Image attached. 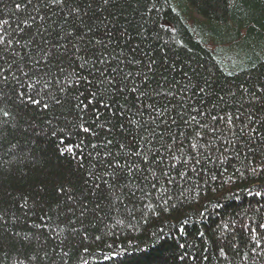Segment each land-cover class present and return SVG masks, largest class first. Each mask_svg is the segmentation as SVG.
Returning <instances> with one entry per match:
<instances>
[{
	"label": "trees",
	"instance_id": "trees-1",
	"mask_svg": "<svg viewBox=\"0 0 264 264\" xmlns=\"http://www.w3.org/2000/svg\"><path fill=\"white\" fill-rule=\"evenodd\" d=\"M53 44L79 48L59 66L94 84L84 59L147 72L136 81L145 95H129L124 130L108 132L116 109L86 82L70 79L64 106L46 111L17 100L9 74L0 264H264V0H0V48L13 72ZM77 96L93 101L80 113L89 133L72 126ZM113 157L124 166L115 194L90 196L88 172Z\"/></svg>",
	"mask_w": 264,
	"mask_h": 264
},
{
	"label": "snow or ice",
	"instance_id": "snow-or-ice-1",
	"mask_svg": "<svg viewBox=\"0 0 264 264\" xmlns=\"http://www.w3.org/2000/svg\"><path fill=\"white\" fill-rule=\"evenodd\" d=\"M103 2L106 5L108 4L109 0H103ZM51 3L64 4L65 0H51ZM15 7L19 8L20 4H16ZM74 11L75 14L79 15L78 10ZM71 14L72 13H70V15ZM96 43L103 44V41H96ZM60 47L61 46L53 44L49 48L38 49L37 54L30 58L31 64L27 65V70H25L24 67L17 66L15 72H13L15 60L13 59L12 63H8V61L5 60L2 55L3 49L0 48V100L6 99L9 95V91L6 87L10 79L9 74H11V79L16 85V87L11 91L15 94L17 100H20L21 103H24V98L27 96L28 102L34 105H40L42 109L46 111L64 106L66 103L67 91L69 89L68 82L70 79L74 84H79L80 82L84 81L87 83L90 89H96L90 92V95L93 98L97 96L98 92L100 93V98L97 103H103L105 109H116V111L112 112L111 116L105 120V124L111 125L107 128V131L112 132L116 128H119L121 131H123L125 125L121 118L124 117L126 113L131 112V108L126 107L128 104V97L131 95L135 100H139L140 96L145 95V93L141 91L140 85H138L136 81L138 77H141V83H143L147 79L148 73H141L140 71H137L135 74H133L132 72H125L124 69L120 68L119 66L112 67L109 71V65H107L106 59L103 57L98 58L95 63H91V66H89L90 61L84 59V62L79 65V68L81 71H83L85 68H88V75L99 80L98 84H94L93 80H89L86 76L81 75V72H69L64 67L59 66V60L65 58L69 52L75 56L81 51L75 46H73V49L70 50L65 45L62 46L64 51L61 53L59 51ZM77 58L79 59L81 57ZM5 63H8L7 68L4 67ZM54 63L57 66L58 75L52 74L51 72V67ZM128 63L131 64L133 61H129ZM96 64L105 65V67H96ZM148 68L149 71H151V64L148 66ZM105 96L109 97L110 102H104ZM37 97H39V99ZM117 97H123L125 101L124 104H120ZM92 104V100H89L87 103H85L80 99L79 96L75 97L72 102V109H70V112L72 110H76L77 113L75 121L72 122V126L79 129L83 133L91 132L92 128L91 126H84L82 121H84L85 117L80 113H83ZM25 107H27V104H25ZM0 111H3V115L6 117L10 115V113L6 110L0 109ZM142 111L143 108H140L135 114H142ZM93 115L95 116V120L92 122L94 124L100 119V116L96 113H93ZM57 119L58 118L53 115L45 121L44 126L50 128L53 124V121ZM127 122L137 123L136 121L132 120L131 115L127 117ZM65 127L67 128V125ZM101 127H104V125H101ZM32 130L34 133L37 132L36 127H33ZM40 131H43V129H40ZM52 134L57 135V130L52 129ZM61 143H63V141H61ZM107 143L111 144L112 141L108 140ZM76 147L80 148L81 152H83L81 145H76ZM84 147H87V145H84ZM91 147L93 150H95L97 146L92 145ZM120 147L123 148L125 146L120 145ZM193 147H195V145H193ZM65 151L71 153L73 151L72 146H68L66 149L61 150V154L63 155ZM108 155L111 156V153H108ZM88 156H91V152L88 153ZM84 159L85 157L83 155H79V167H83V164L80 162ZM123 167L124 166L120 165L114 157L107 162V167L104 166L103 162L100 163V167H97L95 164H93L92 169L88 172L89 177L93 179V184L91 186L89 195L96 196L98 199H108L110 194L114 195L115 189L119 187L120 181L122 179V176L119 173ZM108 168H111V172L108 171ZM128 170L131 171V168ZM98 172L100 173L99 175L97 174ZM106 175L111 177V182L105 179ZM58 191L64 193L66 189L61 186ZM88 198V196L84 197L85 200ZM96 207L99 208L100 205L97 204ZM86 210L87 205L81 202V216L84 215ZM181 247H183V245H181ZM221 254H223L222 250Z\"/></svg>",
	"mask_w": 264,
	"mask_h": 264
}]
</instances>
